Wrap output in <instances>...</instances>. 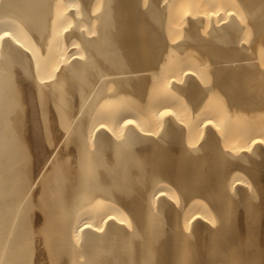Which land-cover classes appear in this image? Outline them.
<instances>
[{"label":"bare ground","instance_id":"1","mask_svg":"<svg viewBox=\"0 0 264 264\" xmlns=\"http://www.w3.org/2000/svg\"><path fill=\"white\" fill-rule=\"evenodd\" d=\"M240 6L260 33L264 0H0V264H264Z\"/></svg>","mask_w":264,"mask_h":264},{"label":"rangeland","instance_id":"2","mask_svg":"<svg viewBox=\"0 0 264 264\" xmlns=\"http://www.w3.org/2000/svg\"><path fill=\"white\" fill-rule=\"evenodd\" d=\"M239 3L237 4V5H239L240 4V1H238ZM237 3V2H236ZM238 11H239V20H243V21H241V23H242V26H243V28H242V31L240 32V34L242 33V35H240V37H242V38H240V40L242 41V43L246 46V47H248L247 49L248 50H250L249 51V56H253L254 57V59H260V58H263L264 57V33H263V31H261V30H264V28L263 29H261L260 30V33L258 32L259 31V29H260V27L258 26V23H257V25H256V23H254V24H250V23H252V22H248V14H246V12L244 11V9L240 6V7H238ZM238 16H237V18H238ZM242 17V19H240ZM148 24H150V23H147V24H142V26L139 28V36H138V40H139V42H140V46H141V48H144L145 50H147L148 49V47H150V45H148L147 44V42H148V38H149V36H148V31H149V27L151 26V24H150V26L148 27V26H146V25H148ZM146 26V27H145ZM257 26L259 27V29L257 28ZM148 27V30L146 29ZM186 28H188V26L186 27H180V28H178V29H175L176 31H169V29H167L169 32V36H167V37H169V38H167L168 40H171V38L173 39L174 37H179V36H184V34H185V31H186ZM209 28H210V26L209 25H202V26H200L199 28H198V31H199V34H202V35H204V36H207L208 37V35H209ZM184 31V32H183ZM243 32H244V34H243ZM171 33V34H170ZM173 34V35H172ZM178 34V35H177ZM146 39V40H145ZM174 39H176V38H174ZM173 39V40H174ZM246 43V44H245ZM193 48H194V50H195V47L193 46V47H189L188 48V50L189 51H191V52H187V54H189V53H194V50H193ZM197 50H195L196 51V56H197V53H198V56H210L209 54H207L205 51L207 50V47L206 46H200V48H196ZM201 51H200V50ZM204 49V50H203ZM166 51L169 53V55H170V53H171V55L170 56H178V54L179 53H175V52H173L172 51V49L169 47V45H168V49H166ZM167 52H165V54H164V56H168V53ZM201 52H203V53H200ZM206 53V54H205ZM150 52H146V53H144V56H150ZM204 54V55H203ZM179 56H181V54H179ZM183 56H188V55H183ZM261 56V57H260ZM264 60V59H263ZM209 68V67H208ZM210 69H211V71H210ZM209 70L208 69H205V73L203 74V76H201V77H204V78H202L201 80H202V83H204L205 81L209 84V83H212L211 81H212V79L214 78V76L212 75V67L210 68ZM208 71V72H207ZM212 72V73H211ZM206 74V75H205ZM210 74V75H209ZM210 77H209V76ZM205 76H206V78H205ZM214 80V79H213ZM206 82H205V84H206ZM216 92H217V94H216ZM219 93V94H218ZM213 95H215V99L213 100L214 102H215V106L216 105H222L223 103H224V100H225V102H226V94H224V96H223V93H221L220 91H214L213 93H212ZM220 95H222L221 97H220ZM220 98H219V97ZM184 97V96H183ZM217 97V98H216ZM223 97H224V100H223ZM219 98V99H218ZM218 99V100H217ZM220 99H222L221 101H220ZM223 101V102H222ZM217 103V104H216ZM225 104V103H224ZM240 174V176H242L243 174H244V172H242V173H239ZM243 177H247V175H243ZM212 223L213 224H216V222L214 223L213 221H212ZM248 247H249V249H248ZM252 246H247V247H244L245 249H241V254L244 252V253H246L245 252V250L246 251H248V250H250V248H251ZM234 253V254H233ZM233 255H235V256H233ZM232 257L233 258H237V257H239V254L237 255V254H235V252H232ZM235 261V260H234ZM227 263H229V264H233V261H231V262H227ZM236 263V262H235ZM223 264V263H222ZM224 264H226V263H224Z\"/></svg>","mask_w":264,"mask_h":264}]
</instances>
